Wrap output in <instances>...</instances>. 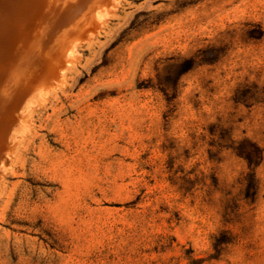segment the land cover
<instances>
[{
    "label": "rangeland",
    "instance_id": "1",
    "mask_svg": "<svg viewBox=\"0 0 264 264\" xmlns=\"http://www.w3.org/2000/svg\"><path fill=\"white\" fill-rule=\"evenodd\" d=\"M0 264H264V0H0Z\"/></svg>",
    "mask_w": 264,
    "mask_h": 264
},
{
    "label": "trees",
    "instance_id": "2",
    "mask_svg": "<svg viewBox=\"0 0 264 264\" xmlns=\"http://www.w3.org/2000/svg\"><path fill=\"white\" fill-rule=\"evenodd\" d=\"M191 67L188 65V66H186V69H190ZM247 159H248V157H247ZM249 160V159H248Z\"/></svg>",
    "mask_w": 264,
    "mask_h": 264
},
{
    "label": "bare ground",
    "instance_id": "3",
    "mask_svg": "<svg viewBox=\"0 0 264 264\" xmlns=\"http://www.w3.org/2000/svg\"><path fill=\"white\" fill-rule=\"evenodd\" d=\"M19 8V7H18ZM8 12V11H7ZM12 15V14H11ZM47 16V15H46ZM28 23V22H27ZM32 30V29H31ZM2 33V32H1Z\"/></svg>",
    "mask_w": 264,
    "mask_h": 264
}]
</instances>
